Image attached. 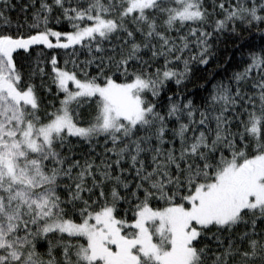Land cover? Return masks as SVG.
<instances>
[{"label":"snow or ice","instance_id":"obj_1","mask_svg":"<svg viewBox=\"0 0 264 264\" xmlns=\"http://www.w3.org/2000/svg\"><path fill=\"white\" fill-rule=\"evenodd\" d=\"M0 264H264V0H0Z\"/></svg>","mask_w":264,"mask_h":264}]
</instances>
